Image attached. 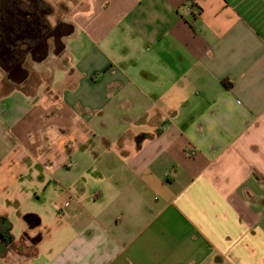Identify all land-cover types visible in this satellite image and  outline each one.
I'll list each match as a JSON object with an SVG mask.
<instances>
[{
  "label": "crops",
  "instance_id": "obj_1",
  "mask_svg": "<svg viewBox=\"0 0 264 264\" xmlns=\"http://www.w3.org/2000/svg\"><path fill=\"white\" fill-rule=\"evenodd\" d=\"M189 1L47 0L72 28L46 57L0 0L34 65L0 63V264H264V0Z\"/></svg>",
  "mask_w": 264,
  "mask_h": 264
},
{
  "label": "flooded vegetation",
  "instance_id": "obj_2",
  "mask_svg": "<svg viewBox=\"0 0 264 264\" xmlns=\"http://www.w3.org/2000/svg\"><path fill=\"white\" fill-rule=\"evenodd\" d=\"M18 1V6L21 9L20 11L24 13H28L31 9L30 22H35L44 27L41 31L36 32L34 29L29 31L30 29L21 28L17 34V38L24 37V35L28 32H31L33 35H38L41 37L42 46L44 45V49H42V53L45 54L46 57L50 56V48L51 41H53L54 53H59L65 49V43L62 41V37H65L69 31H71L72 24L65 23L62 18V8L66 11H70L69 7H67L64 3H60V10L57 12L55 8L47 2V0H16ZM55 15L56 24L52 26L49 21V15ZM3 40V34L0 32V63L4 66L8 67V72H6L4 79L10 78L13 76L16 79H21L22 77L31 76L34 72V65L30 62L29 50L18 48L15 51H12L10 55H5V50L1 49L2 44L5 43ZM43 48V47H40ZM34 49L31 48V50ZM3 60V61H2Z\"/></svg>",
  "mask_w": 264,
  "mask_h": 264
},
{
  "label": "rangeland",
  "instance_id": "obj_3",
  "mask_svg": "<svg viewBox=\"0 0 264 264\" xmlns=\"http://www.w3.org/2000/svg\"><path fill=\"white\" fill-rule=\"evenodd\" d=\"M14 190L15 189L10 190L9 193L11 194ZM7 193L1 197L0 202L5 201V198L8 197ZM17 197H18L17 199L20 200V203H22V210L23 211H26V212L32 211L31 209L41 210L40 206L43 203L40 200L38 201L35 197H34V199H31V200L34 201V202L37 201V203H32L30 201V199H27L26 196H25V193L24 194L21 193ZM10 214L12 216V221L14 222V226H13V229H12V234L21 236V234L24 231L23 228H22V225H21L23 221L19 219L17 211H15L13 208H12V211L10 212ZM24 244L22 243V246L23 247H27V245L26 244L24 245Z\"/></svg>",
  "mask_w": 264,
  "mask_h": 264
},
{
  "label": "trees",
  "instance_id": "obj_4",
  "mask_svg": "<svg viewBox=\"0 0 264 264\" xmlns=\"http://www.w3.org/2000/svg\"><path fill=\"white\" fill-rule=\"evenodd\" d=\"M13 225L6 217H0V254H3L7 246L15 244L12 234Z\"/></svg>",
  "mask_w": 264,
  "mask_h": 264
},
{
  "label": "built area",
  "instance_id": "obj_5",
  "mask_svg": "<svg viewBox=\"0 0 264 264\" xmlns=\"http://www.w3.org/2000/svg\"><path fill=\"white\" fill-rule=\"evenodd\" d=\"M183 11L187 13H194L199 11V6L195 3V1H189L183 5Z\"/></svg>",
  "mask_w": 264,
  "mask_h": 264
}]
</instances>
